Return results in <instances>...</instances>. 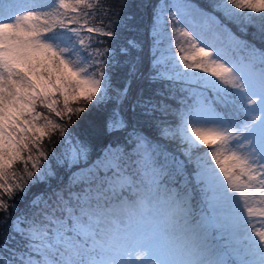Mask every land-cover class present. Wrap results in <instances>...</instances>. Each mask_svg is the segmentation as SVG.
Returning <instances> with one entry per match:
<instances>
[{"label":"snow or ice","instance_id":"6c2138e0","mask_svg":"<svg viewBox=\"0 0 264 264\" xmlns=\"http://www.w3.org/2000/svg\"><path fill=\"white\" fill-rule=\"evenodd\" d=\"M128 7L0 0V264H264V48L213 14L264 45V0H159L146 72ZM101 105L93 155L69 128ZM56 134L76 171L13 215Z\"/></svg>","mask_w":264,"mask_h":264},{"label":"trees","instance_id":"16d2710c","mask_svg":"<svg viewBox=\"0 0 264 264\" xmlns=\"http://www.w3.org/2000/svg\"><path fill=\"white\" fill-rule=\"evenodd\" d=\"M157 1V0H156ZM155 0H127L129 7L125 9L123 12L120 13L121 16H132L134 19L131 21L133 25L136 27L131 31H125L122 33V36L134 39L138 43H140L142 47V51H132V56H139L141 58V62L143 63V56L146 52L144 49V46L146 43H148L149 40V30L151 27V20L150 16L152 14L153 7L156 4ZM195 2L198 6L205 8L207 10L213 9L210 7V4L215 3L217 0H192ZM121 3V0H107V5H110L113 8V11L119 8ZM216 14L220 16V18L223 16L221 12L216 11ZM224 22V21H223ZM98 23V21H97ZM107 23V21H105ZM225 23V22H224ZM228 24L229 22L226 21ZM231 26V29L236 32L238 35H240L244 40H248L254 44L257 45V47L264 48V45L260 43L259 39L253 38V30L252 28L248 29V34L245 35L244 33L238 31L237 26L235 24L229 23ZM105 41L108 40L107 37L103 38ZM110 43V42H109ZM105 46H108L107 44ZM123 76L122 71H118L116 74L113 75V83L119 84L122 83L121 77ZM135 85V84H134ZM133 85V86H134ZM135 88V86H134ZM151 91V89H148ZM107 115V109L101 105L100 107L92 108L90 111H87L85 113L80 114V119L76 121V117L73 116V121H76L70 128L69 131L72 133V135L79 136L80 139L84 140L85 142L90 143L93 146L94 152L99 151V148L104 140L103 135V123L104 119ZM149 134L155 135L154 132H152L151 129H148ZM44 146H46L48 153L54 154L56 153V149H61L63 146L61 144V138L58 136V134L53 135L50 140L46 139ZM58 166V165H57ZM55 168L56 176L54 178H51V180L46 183H37L33 186H35V189L32 190H39L40 192L48 191V184L50 183L52 188L54 186L58 187L61 185V177H63V183H67L68 180L64 178L65 173L68 169H62L59 171L61 167ZM56 188V187H55ZM20 203V202H19ZM24 210L27 211L28 206L27 203H24ZM2 230L0 229V236L3 235L1 233Z\"/></svg>","mask_w":264,"mask_h":264},{"label":"rangeland","instance_id":"374dc122","mask_svg":"<svg viewBox=\"0 0 264 264\" xmlns=\"http://www.w3.org/2000/svg\"><path fill=\"white\" fill-rule=\"evenodd\" d=\"M155 1H156V0H155ZM158 2H159V0L156 1V4H157ZM188 2L193 6L194 9H196V8L198 7L199 9H203V10L206 11V12H213L212 10L210 11V10H207V9H205V8H202V7L198 6V5H197L195 2H193L192 0H188ZM222 2H223V0H217L215 3L219 4V3H222ZM156 4H155V5H156ZM213 14H214L215 16H217V17L220 18V16H219L218 14H216L215 12H214ZM220 19L226 23V21L224 20V17H223V16H222ZM150 20H151V22H152V14H151V16H150ZM228 27L231 28V26H230L229 23H228ZM253 30H254V29H253ZM232 31H233V30H232ZM233 32H234V31H233ZM234 33H235L237 36H239L241 39H243V38H242L240 35H238L236 32H234ZM243 40H244V39H243ZM144 49L146 50V52H145V54H144V56H143V59H142V60H143L142 68H143V70L146 72L147 69H148V67H149V63H150L151 56H152V37H151V27H150V30H149V40H148V43L145 44ZM176 54L179 55V52L177 51ZM134 86H135V85H134ZM134 86H133V87H134ZM38 110H40V111H46V110H44V109H40V108H38ZM44 143H45V141H44ZM64 147H66V145L63 146V147H62L61 149H59V150H58V148H57V149H56L57 151H56V153H54V154H51V155H50V153H49V162H50V165H51V168H52L53 171H56L55 168H56L57 165H58L57 168H58V167H61V168L59 169V171H61L62 169H63V170H64V169H68L67 172H66L65 175H64V178L67 179V180H69V175H70L72 172H75V171H76V168L73 167V168L70 169L67 163H64V164H58V160L63 159V155H62V153H63V148H64ZM168 148H169L170 150H172V151H175V150H176V145L173 144V143H169V144H168ZM44 149H45V151L48 152L46 146H44ZM93 155H95V152H93ZM20 168H21V166H20V165H17V170H19ZM52 178H54V177H52ZM50 180H51V178H50L48 181H46V183H48ZM60 182H63V177H61V181H60ZM55 187H58V185H57V186H54L53 188H55ZM32 189H35V186H32V187L28 190V192H27L26 194L23 195L22 198L18 197V198L15 200V203H16V205H17V209H18V211H17V212H14L13 215H17V214H20V213L25 212L26 210H24V206H23L24 203H27V206H28L29 201H30L34 196H36V195L42 193V192H40L39 190H32ZM192 195H193L194 203L197 205V207H202V204H201V197H200V195H199V191H198V189H197L196 191H194V192L192 193ZM19 202H20V203H19ZM1 230H2L1 233L4 234V229H1Z\"/></svg>","mask_w":264,"mask_h":264}]
</instances>
